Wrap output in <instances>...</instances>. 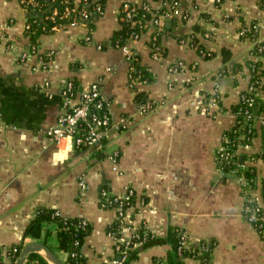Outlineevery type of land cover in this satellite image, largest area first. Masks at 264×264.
<instances>
[{
    "label": "crops",
    "instance_id": "crops-1",
    "mask_svg": "<svg viewBox=\"0 0 264 264\" xmlns=\"http://www.w3.org/2000/svg\"><path fill=\"white\" fill-rule=\"evenodd\" d=\"M176 1V12L161 19L160 59L151 58L148 45L155 29L128 43L138 64L154 77L146 84L132 79L130 63L109 39L119 28L123 2H146L166 12L168 1L103 0V12L91 21L64 23L38 36L37 56L47 65L32 69L37 56L17 63L19 50L31 42L24 29L30 16L17 0H0V246L19 242L35 212L46 208L87 222L90 231L81 245L87 264H109L115 240L142 228L163 240L138 249L127 264H167L165 239L177 228L193 244L211 242L209 264H264V234L247 220L239 185L218 169L215 158L224 132L235 124L232 108L250 85L247 61L264 68V56L251 53L254 42L264 44V26L255 40L238 34L253 21H264V7L257 0ZM199 50L213 55L204 59ZM221 50L230 54L227 61ZM49 53L51 58L44 56ZM177 61L184 68L169 73L168 66ZM66 80L82 90L100 81L112 124L100 147L74 148L69 139L57 145L47 135L56 124ZM136 90L145 92L151 111H139ZM215 93L218 102L210 105L205 96ZM257 116L253 139L241 141L236 155L244 166L254 167L260 181L264 111ZM80 178L87 185L82 193ZM258 181L252 195L259 200ZM127 188L134 192L124 221L128 229L116 237L107 232L116 211L100 206L99 193L118 196ZM53 230L52 225L43 228L47 246L65 264L67 255L56 249ZM28 242L33 240L25 238Z\"/></svg>",
    "mask_w": 264,
    "mask_h": 264
},
{
    "label": "built area",
    "instance_id": "built-area-1",
    "mask_svg": "<svg viewBox=\"0 0 264 264\" xmlns=\"http://www.w3.org/2000/svg\"><path fill=\"white\" fill-rule=\"evenodd\" d=\"M219 0H215L218 2ZM19 7L23 8L29 14V20L26 22L24 29L27 36L34 34L33 28L38 24L39 20H45L48 23H53L51 29L55 30L62 26L64 23L69 26H76L79 24L86 23L90 16L100 15L103 12V3L101 0H47L43 2L41 0H17ZM168 4V11H155L152 10L150 5L146 2H141L138 4H130L128 2H123L119 8V13L122 12L126 20L130 21L131 26L137 28V32L134 33L127 43L124 45H115L113 48L119 49L127 61L130 63L129 72L132 70L133 61V51L129 47V42H135L140 39L142 33L150 28L155 29L152 33L149 42L155 38V36L162 31L161 19L167 16L168 13H175L177 1H171ZM44 6H48L44 8ZM44 8V9H43ZM137 10H140V16L137 19H133ZM162 12V13H161ZM118 13V14H119ZM145 14H148V18L143 22ZM37 17V18H36ZM264 26V21L258 23L257 27H254L256 31L259 30L260 26ZM46 25H42L41 29H45ZM248 28H242L239 30L238 34L240 37H244L246 30ZM88 39V37L86 38ZM150 56L154 60H158L161 57V52L159 46L155 45L153 42L149 46ZM257 52L262 53L264 56V46H258ZM199 53L203 51L199 50ZM31 56H37V43L30 42L26 45L24 49L19 50L17 56V63L25 65ZM46 57L52 56V53L44 55ZM253 57H256L252 54ZM37 64L31 66L32 69H38L39 67H44L47 65L42 57L37 56ZM184 68L182 62L171 63L167 70L169 73L179 72ZM130 77V75H129ZM143 82V81H140ZM139 83V82H138ZM47 83H44L46 86ZM100 81L91 83L87 89H80L77 84L72 80H66L61 87V102L59 107V113L57 115L56 124L47 130V135L50 140L55 144H59L63 139H69L71 141V146L74 148L81 147H100L101 139L108 133L112 128V124L107 111V104L103 100L100 94ZM264 90V80L260 77L257 87H252L249 85L247 92L251 93V97H240L247 103L251 105L253 98L260 97L263 98ZM262 92V95H259ZM209 104L215 105L218 102V96L212 94L208 97ZM153 109L151 102H144L139 105V111L141 113L149 112ZM235 124H239V129L241 133L236 136L235 140L238 141L236 147L231 150L228 147L221 144L219 149L215 154L217 167L220 171L223 170V165L231 164L236 168L240 166V162L235 159L237 157V147L241 141L250 142L255 134V123L258 118L257 115H252L247 110L239 111L234 113ZM226 139L223 136V142ZM262 152V151H261ZM262 162L264 163V157L260 156ZM226 174L239 185V189L242 192L244 200L254 199L256 205L253 211L249 212L248 208L243 209L247 220L253 225V227L261 234H264V176L258 181V191L259 200L252 195V188H248L246 180L242 174H239L235 169H229ZM79 191L82 193L87 189V185L82 178L78 182ZM134 192L131 188H127L123 195L113 196L110 195L106 190H100V206L109 207L116 211V218L121 219L119 224L120 231L127 230L128 226L125 224V219L128 211L131 209L132 200ZM261 211L260 216H256L254 213ZM79 224L84 227L87 225L85 220L80 219ZM142 240H139L138 231H134L127 238H117L115 240L114 246V256L109 264H122L123 261L127 259V252L142 242L148 232L142 228ZM131 240H139L131 243ZM190 245H195V250H191V254H204L209 251V242H204L203 244H193L183 233L180 235L179 240V250L189 249ZM190 260L198 262L196 257H190ZM184 261L185 257H181Z\"/></svg>",
    "mask_w": 264,
    "mask_h": 264
},
{
    "label": "trees",
    "instance_id": "trees-1",
    "mask_svg": "<svg viewBox=\"0 0 264 264\" xmlns=\"http://www.w3.org/2000/svg\"><path fill=\"white\" fill-rule=\"evenodd\" d=\"M43 2H47V0H41ZM103 1V0H101ZM167 3H170L171 1L176 0H164ZM224 0H219L218 2H215L216 5H220ZM257 3L260 8L264 7V0H257ZM48 6H44V8H47ZM43 8V9H44ZM138 14L134 16V20L139 18L140 16V10H137ZM162 13V12H161ZM96 16L92 15L90 16L88 21H91V19ZM37 18V17H36ZM148 18V14H145L144 19H142L141 22H143L145 19ZM87 21V22H88ZM117 21L119 24V28L115 30L110 39L109 43L111 47H115V45H124L127 43L129 38L137 32V28L131 26L130 21L126 20L124 17V14L120 12L117 15ZM86 22V23H87ZM38 24L33 28L34 34H30V40L31 42H34V40L40 36L41 34H49L52 30L51 27L53 23H48L47 21L39 20L38 18ZM42 25H46L45 29H41ZM258 22H252L250 27L246 30L244 37H249L252 40H255L257 31L254 29V27H257ZM88 26L89 23H88ZM244 28V27H242ZM152 42L159 46L161 57L164 54V51L162 47L160 46V34L158 33L155 38L152 40ZM152 42H149L148 45ZM258 46H264L263 43L254 42L253 48L251 49V53L256 57H261L262 53L257 52ZM199 48V47H197ZM222 53V60L227 61L230 58V54L226 50H221ZM212 53H206L204 52L201 54L202 58L208 59L212 56ZM135 59V60H134ZM138 56L133 53V61H132V70H130V75L134 81H143L144 83L148 84L151 83L154 79L153 75L145 69V67H142L138 64ZM247 66L250 70V86L257 87L260 77L264 76V68L261 67L259 62H253V61H247ZM75 83V82H74ZM133 89L135 87L131 86ZM264 95V90H263ZM241 96L244 97H251V93L245 91L241 93ZM209 96H205V98H208ZM135 101L137 104L144 103L146 101L145 92L143 91H137L135 92ZM247 110L250 114L258 115L259 113L264 111V97H256L253 98V101L251 102V105H248L245 103V101L240 97L238 103L232 108L233 113H237L239 111ZM241 133V130L239 129V124H234V126L229 130L224 132V138L226 141L222 142L224 146L228 147L229 149L233 150L238 141L235 140L236 136H238ZM262 152L260 156L264 157V122L262 124ZM243 143H249V142H243ZM253 158H256L253 156ZM237 161L240 162L239 167H235L231 164L223 165V172L228 171L229 169H235V171L239 174H242L246 180V184L248 188H256L257 186V177H256V171L254 167L251 166H244V161L240 160V158L237 156L235 157ZM219 167V165H218ZM262 181V180H261ZM256 205V201L254 199L246 200L244 203V207L248 208L251 212L253 211V208ZM256 216H260L261 211L254 213ZM80 219H73V218H66L61 216L56 210L54 209H46L41 208L38 209L34 216L29 220L27 225L25 226L22 236L19 242L15 244H11L9 246H0V264H13L16 258L19 255V252L21 248L24 245V239L30 238L33 241L40 242L41 244L47 246L48 241V233H43V228L46 225H52L54 227L52 235L54 236V240L56 242V249L64 251L66 253V261L65 264H87L86 258L81 253V245L84 237L89 233L90 228L87 224L86 226L82 227L79 224ZM121 223V219L118 218L114 223H112L108 228L107 232L112 233L114 236H118L119 234V224ZM144 231L141 229L138 231L139 234V240H142V234ZM183 232L179 230L178 228L170 231L165 239V241H168L170 244V250L166 257V263L167 264H185L184 261L181 260V257H185V259H189L191 256L196 257L199 262V264H209V256L212 244L209 243V251L205 252L204 254H191V250H195V245H190L189 249H180L179 250V240L180 235H182ZM139 240H131V243L134 241ZM163 240V238L159 239L151 234H147L146 238L140 242L138 245L139 248H132L127 252V259L122 262V264H127L128 261L136 258L138 249H144L146 247L155 245L157 243H160ZM204 242H200V244H203ZM48 247V246H47ZM49 248V247H48ZM24 264H47L45 258L36 252H31L26 256V261Z\"/></svg>",
    "mask_w": 264,
    "mask_h": 264
},
{
    "label": "water",
    "instance_id": "water-1",
    "mask_svg": "<svg viewBox=\"0 0 264 264\" xmlns=\"http://www.w3.org/2000/svg\"><path fill=\"white\" fill-rule=\"evenodd\" d=\"M31 252L42 253L51 264H63L47 246L36 241L24 244L13 264H24L26 256Z\"/></svg>",
    "mask_w": 264,
    "mask_h": 264
}]
</instances>
